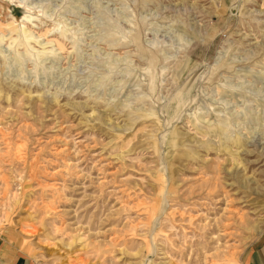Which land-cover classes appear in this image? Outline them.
Returning <instances> with one entry per match:
<instances>
[{"label":"rangeland","instance_id":"obj_1","mask_svg":"<svg viewBox=\"0 0 264 264\" xmlns=\"http://www.w3.org/2000/svg\"><path fill=\"white\" fill-rule=\"evenodd\" d=\"M263 234L264 0H0L6 241L246 264Z\"/></svg>","mask_w":264,"mask_h":264},{"label":"crops","instance_id":"obj_2","mask_svg":"<svg viewBox=\"0 0 264 264\" xmlns=\"http://www.w3.org/2000/svg\"><path fill=\"white\" fill-rule=\"evenodd\" d=\"M246 264H264V234L246 255ZM0 264H32L25 254L14 244L0 235Z\"/></svg>","mask_w":264,"mask_h":264},{"label":"bare ground","instance_id":"obj_3","mask_svg":"<svg viewBox=\"0 0 264 264\" xmlns=\"http://www.w3.org/2000/svg\"><path fill=\"white\" fill-rule=\"evenodd\" d=\"M26 17V16H25ZM26 18L23 19V21H25ZM27 21V20H26Z\"/></svg>","mask_w":264,"mask_h":264}]
</instances>
